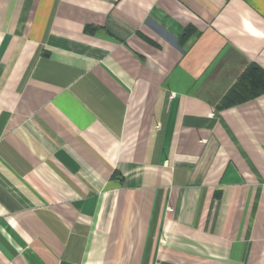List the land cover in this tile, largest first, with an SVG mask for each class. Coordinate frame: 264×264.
Wrapping results in <instances>:
<instances>
[{
	"label": "crops",
	"instance_id": "0c3cea01",
	"mask_svg": "<svg viewBox=\"0 0 264 264\" xmlns=\"http://www.w3.org/2000/svg\"><path fill=\"white\" fill-rule=\"evenodd\" d=\"M264 0H0V264H264Z\"/></svg>",
	"mask_w": 264,
	"mask_h": 264
},
{
	"label": "trees",
	"instance_id": "16d2710c",
	"mask_svg": "<svg viewBox=\"0 0 264 264\" xmlns=\"http://www.w3.org/2000/svg\"><path fill=\"white\" fill-rule=\"evenodd\" d=\"M264 93V71L255 64L247 66L222 99L221 107L243 103Z\"/></svg>",
	"mask_w": 264,
	"mask_h": 264
}]
</instances>
